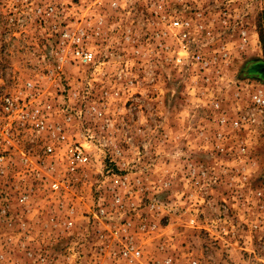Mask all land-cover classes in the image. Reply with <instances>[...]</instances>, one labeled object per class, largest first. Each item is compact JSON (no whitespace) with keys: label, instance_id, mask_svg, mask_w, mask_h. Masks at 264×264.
Wrapping results in <instances>:
<instances>
[{"label":"rangeland","instance_id":"1","mask_svg":"<svg viewBox=\"0 0 264 264\" xmlns=\"http://www.w3.org/2000/svg\"><path fill=\"white\" fill-rule=\"evenodd\" d=\"M0 156V264H264V0H0Z\"/></svg>","mask_w":264,"mask_h":264},{"label":"built area","instance_id":"2","mask_svg":"<svg viewBox=\"0 0 264 264\" xmlns=\"http://www.w3.org/2000/svg\"><path fill=\"white\" fill-rule=\"evenodd\" d=\"M78 54H80L83 58L87 59L90 57L91 53L87 52V51H77ZM7 102H11L13 101V98H10V97H7L5 98ZM14 102V101H13ZM11 106H7V108L9 109ZM47 151L48 152H51L52 151V147L51 146H47ZM71 156H72V164H75V163H81V162H84L85 160H87V156L84 154V151L83 149L80 147V146H74L71 148ZM2 156H0V159H1ZM75 166V165H72V167ZM51 185L53 188H57L58 187V182L57 181H53L51 182ZM25 199L24 196H21L19 198L20 202H22L23 200ZM4 211V208L3 210ZM69 224H71V221L68 222ZM133 250V246H131V244H129L125 249H124V255L125 256H129L130 254H132ZM135 254H138L139 252L136 250L134 251Z\"/></svg>","mask_w":264,"mask_h":264}]
</instances>
